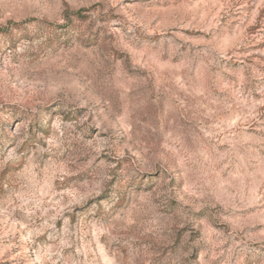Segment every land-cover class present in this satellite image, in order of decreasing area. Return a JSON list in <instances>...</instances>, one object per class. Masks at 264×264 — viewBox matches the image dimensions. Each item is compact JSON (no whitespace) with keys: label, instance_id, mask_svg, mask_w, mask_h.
<instances>
[{"label":"rangeland","instance_id":"1","mask_svg":"<svg viewBox=\"0 0 264 264\" xmlns=\"http://www.w3.org/2000/svg\"><path fill=\"white\" fill-rule=\"evenodd\" d=\"M0 264H264V0H0Z\"/></svg>","mask_w":264,"mask_h":264},{"label":"trees","instance_id":"2","mask_svg":"<svg viewBox=\"0 0 264 264\" xmlns=\"http://www.w3.org/2000/svg\"><path fill=\"white\" fill-rule=\"evenodd\" d=\"M75 14L78 15L79 18H83V15H82L81 11L80 12H77ZM68 20H70V19H68Z\"/></svg>","mask_w":264,"mask_h":264}]
</instances>
